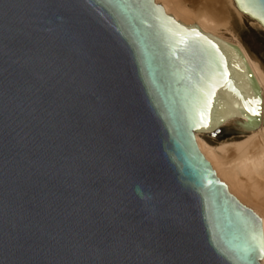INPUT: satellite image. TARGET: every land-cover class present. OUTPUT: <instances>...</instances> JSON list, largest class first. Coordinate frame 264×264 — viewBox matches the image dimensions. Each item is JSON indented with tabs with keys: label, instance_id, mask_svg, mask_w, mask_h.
<instances>
[{
	"label": "water",
	"instance_id": "obj_1",
	"mask_svg": "<svg viewBox=\"0 0 264 264\" xmlns=\"http://www.w3.org/2000/svg\"><path fill=\"white\" fill-rule=\"evenodd\" d=\"M238 109L264 122L239 49L154 0H0V264H260L194 137Z\"/></svg>",
	"mask_w": 264,
	"mask_h": 264
},
{
	"label": "bare ground",
	"instance_id": "obj_2",
	"mask_svg": "<svg viewBox=\"0 0 264 264\" xmlns=\"http://www.w3.org/2000/svg\"><path fill=\"white\" fill-rule=\"evenodd\" d=\"M164 12L182 24L199 26L201 33L210 34L226 46L239 52L253 78L264 88V65L241 42L238 28L246 20L264 32L262 20L239 9L235 0H154ZM237 122L245 132L241 139L220 140L212 144L205 139L208 133L195 131V141L216 176L228 191L261 220L264 264V122L258 128L244 127L240 110L226 116L222 123ZM218 126L211 128L210 132Z\"/></svg>",
	"mask_w": 264,
	"mask_h": 264
},
{
	"label": "rangeland",
	"instance_id": "obj_3",
	"mask_svg": "<svg viewBox=\"0 0 264 264\" xmlns=\"http://www.w3.org/2000/svg\"><path fill=\"white\" fill-rule=\"evenodd\" d=\"M241 42L245 47L254 54L258 60L264 65V32L259 31L249 25L244 20V24L238 28ZM245 132L239 128L237 122H227L219 125L211 134L205 135V139L214 144L220 140L241 139Z\"/></svg>",
	"mask_w": 264,
	"mask_h": 264
},
{
	"label": "snow or ice",
	"instance_id": "obj_4",
	"mask_svg": "<svg viewBox=\"0 0 264 264\" xmlns=\"http://www.w3.org/2000/svg\"><path fill=\"white\" fill-rule=\"evenodd\" d=\"M197 35H199V33H197ZM209 43H211V41H209ZM213 47H215V45H213ZM217 51H219V49H217ZM225 75H227V67H226ZM233 90H235V89H233ZM214 94H215V92L213 90V92L211 93V95H214ZM241 99H243V97H241ZM209 107H211V101L209 102ZM245 108L253 116H258L259 115V112L256 109V106H255V102L254 101H247L246 104H245Z\"/></svg>",
	"mask_w": 264,
	"mask_h": 264
}]
</instances>
